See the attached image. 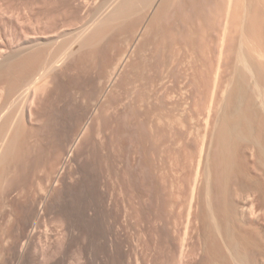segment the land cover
Here are the masks:
<instances>
[{"label":"rangeland","instance_id":"1","mask_svg":"<svg viewBox=\"0 0 264 264\" xmlns=\"http://www.w3.org/2000/svg\"><path fill=\"white\" fill-rule=\"evenodd\" d=\"M242 1L232 0L229 10L228 0H0V134L13 117L25 125L16 137L19 148L8 149L0 161V264H39L33 249L20 248L21 235L35 222L39 230L47 229L40 238L48 246L45 264H154V252L159 264H199L206 258L205 249L190 254L195 234H185L179 210L162 204L147 186L144 157L152 184L156 176L172 179L170 151L186 140L174 145L168 125L154 127V93L163 102L174 93L178 71L194 73L208 87L197 98L194 113L214 105L221 95L220 88L212 87L220 42L216 36L226 21L247 25L237 28L244 34L234 35L230 25L226 29L234 31L225 39L236 36V51L247 55L264 49V37L260 42L248 25L252 6ZM236 6L242 8L239 13ZM209 29L217 50L212 63L184 71L193 51L199 56L210 40L204 41ZM226 45L225 54L233 57L235 45ZM122 58L124 64L113 73ZM233 60L229 66L223 62L226 73H233L230 63L238 62L245 75L247 66ZM164 64L176 74L164 76L167 82L158 86ZM249 71L244 77L247 84L253 80L252 89L255 76ZM34 78L44 85L33 97L31 114L23 113L27 100L18 95L30 89ZM149 106L155 115L149 117L155 122L151 136H163L156 150L150 147L153 142L143 141ZM192 137L188 147L196 154L199 140ZM171 211L179 220L177 229L169 226ZM241 251L242 264H261L264 258L258 251Z\"/></svg>","mask_w":264,"mask_h":264},{"label":"bare ground","instance_id":"2","mask_svg":"<svg viewBox=\"0 0 264 264\" xmlns=\"http://www.w3.org/2000/svg\"><path fill=\"white\" fill-rule=\"evenodd\" d=\"M231 1L232 0H228V9L231 6ZM245 1L247 0H244V3H246ZM126 2L127 0H125V3ZM242 2L241 0V3ZM248 2L249 6H252V8L254 7L253 10L251 8L252 11L250 10V13L252 12L249 14L250 16H248L250 19L246 17L250 20L248 25L252 35L255 30L256 33H259L261 42L264 39V0H248ZM248 2L245 5L246 7H248ZM237 6L236 9L239 13L241 6L240 8ZM118 9L119 8H117V10ZM246 10L249 12L248 9ZM257 10L259 12H257ZM239 22L235 19V22L233 20L230 25V22L226 21L223 31L220 32L221 34L219 35L217 33L216 38H220L218 39L220 41L218 51L212 46L214 44V42L212 43L211 41V39L213 40V35H210L211 29H209V34L205 35V37L208 36L209 38H206L204 41L211 39L204 45L199 56L198 54L196 55L197 52L193 51L192 62L188 68L183 69L184 71H191L192 69L199 70V67L205 69V67L213 61L212 57L215 54L213 49L217 51L218 62L215 68L216 74H214V76L218 79L214 77L216 81L213 80L214 86L212 87L220 88L221 95L217 98L219 100L216 99L214 105L210 104L207 106L206 104L207 109L205 113H203L204 111L197 110L202 112V114H198L197 112L198 115H196L194 113V108L198 105L197 102H200L197 98L206 95V89H208V87L204 81L201 82L199 77L197 78L193 75L194 71H192L193 74L191 75H184L183 73L180 75L178 71V74L175 75L177 78L175 81L177 80V82L174 81L173 83L175 86V88L173 87L174 93L171 91V96L166 95L162 102L160 93L158 91L154 93L156 112L153 113L156 114V124L151 120V118L155 116L154 114H152L154 116L150 115L152 112L151 106L144 109L146 119L142 124L144 126H142L144 130L143 141L150 145L151 142H153L152 146H150L153 150H156L163 140V136L159 133L156 139L154 137L152 138L153 135L150 130L151 125L154 124L156 129L160 128L156 126L158 123L163 127L166 125L169 126L173 132L172 143L174 145H180L183 139L186 140L183 142L184 144L182 143V145H184L182 149H180L182 146L180 145V148H173V151H170V153H172L170 156L172 160L171 165H173L172 179L167 180L165 177L160 179L156 176V181L154 180V184H152L153 178L150 175L151 165L150 162L147 161L145 155L147 149L146 145L143 147L145 155L144 165L147 166V186H149V188L153 187L155 193L161 199L162 204L169 205L171 208L179 210L182 214V220L179 225H182L185 234L187 231H191L195 234V243L191 244V248H189L190 254L194 253L196 248L206 250V258L203 259L202 262H199V264H242L244 260L241 249L258 251L262 255L264 254V49H254L255 51L248 50L246 53L247 55H244V53L241 54V52L235 50V48L238 47L236 46L238 41H234L236 36H233L232 40L226 41V33H232L233 30L236 32L234 35L245 33V31L237 33L238 26L241 28L244 26L245 28L246 25L242 23L241 25ZM229 25L233 27L232 31H226ZM98 26H100V24L97 25V27ZM218 35L220 37H218ZM29 40L26 39L25 41L30 42ZM224 44H229V46L226 45L228 49L233 48L235 45L231 52L232 54H234L233 51L236 52L235 55L231 54L233 57L235 56V58L225 54L224 51L226 50H223L226 49ZM239 45L241 44L239 43ZM230 58L234 59L233 61L243 62L247 66L245 69H248L247 71H252L249 72L253 75L252 79L255 76L253 82L255 87H253L256 91L257 89L260 90L258 91L260 93L257 92L256 94L254 91V94L252 92L254 88H249L253 80H249L251 82L249 84L246 83L247 80L245 77L247 71H244V75V73H241L243 71L239 68L241 71L239 73L237 68L239 65L238 62H236V64H238L237 66L236 64L234 65L235 62L230 63V65H234H231L234 67L233 73H226L224 69L228 70V68H224L226 66L224 63L228 65V63L231 62L229 61ZM243 63L242 65H244ZM123 64L124 58L120 59L117 64L118 67H115L113 73L117 72L116 68L121 67ZM168 66L164 64L161 69L163 75H159L158 77V86L163 85L167 79L166 77H169L172 73V68H170L171 65ZM173 74H176V72H173L172 75ZM218 80L219 82L217 83ZM39 81L40 80L34 78L33 84L31 85L32 87L29 86L30 89L27 87L26 90L21 92V95H18L20 98L22 97L27 100L26 104L28 105H26L25 108L22 107V111L25 109L28 111L30 110L29 107H32L30 105L33 103L32 101L37 93L36 91H39L38 88L44 85H40ZM168 86H171V84ZM223 102H225V106H223ZM25 112L23 111V113ZM28 113L30 112L28 111ZM197 116L201 118L200 124ZM149 117L151 118L149 119ZM13 118L10 125L5 129L6 131L4 130L5 133L0 134V136L2 135V139H0V161L2 160L1 158H5L4 155L8 153L6 152L8 149L13 146L15 149L19 148L16 147L18 145L16 137H19L17 136L18 134L24 133L23 128H20L22 122L20 121L21 123L17 125L18 121L15 122L16 120ZM20 118L19 120H21ZM196 120L198 121L196 122ZM193 121L198 124V126H196L197 128L193 125ZM24 122L25 121H23V123ZM24 126L25 125L22 127ZM2 127L3 126L0 125V131H3L1 129ZM19 129H21V132ZM82 130H84V128ZM194 134H196L199 140L196 154L190 152L191 150L188 147V140L189 138L191 139ZM193 138L195 137H192V139ZM12 151L14 152V150ZM63 166L64 165H62L61 168H63ZM40 210L44 212L45 208H40ZM171 213L169 226H173L177 229L179 220H177L172 211ZM35 223L21 235L20 248L23 252H28L33 249L37 254L38 263L45 264L44 251H46L48 246L42 244L41 237L42 235H47V231H45L47 229L44 228L45 230L42 229L41 231L38 225H36L37 223ZM153 255L154 264H159L158 253L154 252ZM162 259L164 258L162 257ZM136 261L138 262V259ZM261 264H264V258L261 259Z\"/></svg>","mask_w":264,"mask_h":264}]
</instances>
